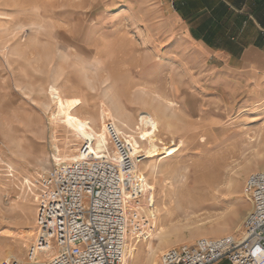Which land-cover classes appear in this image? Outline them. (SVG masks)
Listing matches in <instances>:
<instances>
[{"label": "rangeland", "instance_id": "1", "mask_svg": "<svg viewBox=\"0 0 264 264\" xmlns=\"http://www.w3.org/2000/svg\"><path fill=\"white\" fill-rule=\"evenodd\" d=\"M256 79L212 64L163 0H0V262L24 260L38 182L84 143L52 124L67 113L96 132L110 115L105 124L144 151L141 117L160 124L158 155L142 153L138 165L155 188L154 206L140 199L153 229L132 242L128 264H160L171 248L237 234L251 211L246 182L264 170Z\"/></svg>", "mask_w": 264, "mask_h": 264}, {"label": "built area", "instance_id": "2", "mask_svg": "<svg viewBox=\"0 0 264 264\" xmlns=\"http://www.w3.org/2000/svg\"><path fill=\"white\" fill-rule=\"evenodd\" d=\"M105 128L107 149L94 152L83 143L76 160L43 175L35 194V240L23 261L0 264L129 263L127 247L153 229L142 196L133 195L143 156L134 154L130 138L113 122ZM246 194L251 211L237 234L171 248L160 264H264V170L249 176Z\"/></svg>", "mask_w": 264, "mask_h": 264}, {"label": "crops", "instance_id": "3", "mask_svg": "<svg viewBox=\"0 0 264 264\" xmlns=\"http://www.w3.org/2000/svg\"><path fill=\"white\" fill-rule=\"evenodd\" d=\"M163 2L185 36L204 50L212 64L255 74L256 81L264 82V0Z\"/></svg>", "mask_w": 264, "mask_h": 264}, {"label": "bare ground", "instance_id": "4", "mask_svg": "<svg viewBox=\"0 0 264 264\" xmlns=\"http://www.w3.org/2000/svg\"><path fill=\"white\" fill-rule=\"evenodd\" d=\"M50 96L53 102L56 103V105H58V108H60L61 111L64 113L65 105L62 103V100L57 90L54 88H51ZM169 105H173V103L169 102ZM105 107L106 106H104V108ZM106 118L113 119V117H111L110 115H105L103 113L100 119V122L103 125V127L100 129L99 132H96L95 129L93 128L92 121L88 119L80 118L77 115L72 114V113H67L65 117H56L55 120H53L52 124L65 125L66 127L69 128V130H71L75 138L83 141L86 145L90 146V148L94 152H103V150L107 149V146H108V139H107L106 128H105ZM120 124H123V123L120 122ZM141 126L142 127L138 129L141 130L140 135L142 136V138L146 140L147 148L144 151L140 143L132 136H130V142H129L130 148L136 155L146 152L149 158L155 157L158 155L157 152L160 150V147H158V144H157L158 142L157 133L160 132V124L158 120L153 119L152 121L148 117L144 116V117H141ZM77 157L78 156H75L73 160H76ZM136 170L137 171H136L134 182H133V193H134L133 195L142 196V195L148 194L149 195V201H148L149 205L154 206L155 188H153L152 186L151 187L148 186L147 181H146V176L143 171V165L141 168L137 166ZM127 251L131 259L133 254L136 252V249L133 246L131 247V245H129L127 247ZM142 253L145 254L146 249ZM140 263L141 264L143 263L142 260L140 261ZM154 263H155V260L153 259L152 264Z\"/></svg>", "mask_w": 264, "mask_h": 264}]
</instances>
